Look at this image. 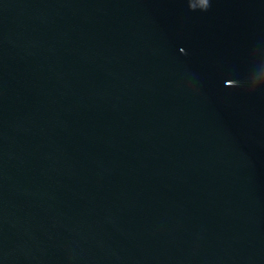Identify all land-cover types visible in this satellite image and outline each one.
Masks as SVG:
<instances>
[{
  "label": "water",
  "instance_id": "obj_1",
  "mask_svg": "<svg viewBox=\"0 0 264 264\" xmlns=\"http://www.w3.org/2000/svg\"><path fill=\"white\" fill-rule=\"evenodd\" d=\"M0 264H264V0H0Z\"/></svg>",
  "mask_w": 264,
  "mask_h": 264
}]
</instances>
